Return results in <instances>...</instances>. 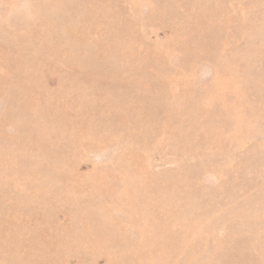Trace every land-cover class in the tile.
<instances>
[{
  "label": "rangeland",
  "instance_id": "374dc122",
  "mask_svg": "<svg viewBox=\"0 0 264 264\" xmlns=\"http://www.w3.org/2000/svg\"><path fill=\"white\" fill-rule=\"evenodd\" d=\"M0 264H264V0H0Z\"/></svg>",
  "mask_w": 264,
  "mask_h": 264
}]
</instances>
